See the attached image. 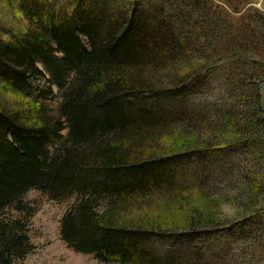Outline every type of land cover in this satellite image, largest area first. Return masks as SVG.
I'll use <instances>...</instances> for the list:
<instances>
[{"label": "trees", "instance_id": "obj_1", "mask_svg": "<svg viewBox=\"0 0 264 264\" xmlns=\"http://www.w3.org/2000/svg\"><path fill=\"white\" fill-rule=\"evenodd\" d=\"M232 1L0 0V264L32 250L30 190L74 197L60 238L103 264H264V46L243 55L264 16ZM214 75L228 99L208 120L188 103ZM236 175L227 217L209 184Z\"/></svg>", "mask_w": 264, "mask_h": 264}, {"label": "rangeland", "instance_id": "obj_2", "mask_svg": "<svg viewBox=\"0 0 264 264\" xmlns=\"http://www.w3.org/2000/svg\"><path fill=\"white\" fill-rule=\"evenodd\" d=\"M250 5L246 1H238L233 0L231 3L238 7V14L235 19H240L241 17L245 16V12L247 13L248 10L250 11H257L264 16V0H248ZM226 8V7H225ZM251 18H253L251 16ZM255 18V17H254ZM255 21V20H254ZM18 25L23 27H27L26 22L20 17L19 21L17 22ZM250 24L254 25L253 20L250 21ZM256 24V23H255ZM255 26V25H254ZM259 27H255V31L252 32L253 40L245 45L247 54L243 53L244 58L251 59V60H260V57H256V49L263 48L264 41L261 38H264L261 31L258 30ZM257 46H255V45ZM260 50V49H259ZM262 59V58H261ZM207 85L203 86V90L200 94L195 95L190 99L188 103L189 106L199 105L200 103H205L207 108L205 111H202L203 117L208 120H213L215 117L218 118L217 114L219 113L222 105L228 99L225 97L223 99V92H222V84L219 82L218 76L214 75L211 76L207 81ZM30 83L32 86H43L44 82H39L37 80L31 79ZM259 92L261 95L260 98V106L264 110V82L261 84L259 88ZM7 97V96H6ZM9 97V96H8ZM7 97V98H8ZM10 98V97H9ZM8 98V99H9ZM59 104V99L54 98L46 103V105L51 108L52 110L56 109ZM66 131L61 133V136L64 137ZM57 142L52 140L50 145L56 144ZM231 159V158H230ZM229 159V160H230ZM242 159V157L240 158ZM218 162V160L212 162V165L205 164L204 171L207 172L206 174H214L213 168L214 165ZM232 164L234 165V169L231 166H228L227 171L225 174L233 173L236 169V158L231 159ZM220 167H223L222 163L218 162ZM231 168V169H230ZM198 169V168H197ZM199 170V169H198ZM173 173H176V178L181 179L183 182L185 176H191L198 173L197 170L191 167H180L179 169L175 168L172 170ZM213 172V173H212ZM201 172L197 174L200 175ZM205 174V175H206ZM264 177V173L261 172L260 174ZM239 179V175H236L234 178H226L223 179L222 177L216 178L214 181L215 183H210V187L216 190V192L210 193L211 200L217 204V210L221 211V215L232 217L233 215H237L239 212V200L236 197V189H238L237 181ZM231 185L233 188H225L226 186ZM225 188V189H224ZM23 201L26 202L28 207H30L32 213L31 217L27 221V235L29 238V242L32 246V250L30 253L24 258L22 264H103L96 260L91 255H83L74 252L73 250L69 249L66 244L61 240L59 234V226H60V219L64 212L68 209V207L74 202V197H67L60 200H53L47 194H42L36 190H30L26 192L23 197ZM5 214L8 215L7 217H17V213L13 211L6 210ZM224 249V248H223ZM221 250V261L217 262L219 264H232V261H240L241 255H228L226 256L225 250ZM251 250V249H250ZM249 250V251H250ZM210 253H214L213 250L209 251ZM264 252V251H263ZM250 261H254L256 259L255 255H249ZM206 255L204 258L207 259ZM237 257V258H236ZM239 257V258H238ZM264 259V255H263Z\"/></svg>", "mask_w": 264, "mask_h": 264}]
</instances>
